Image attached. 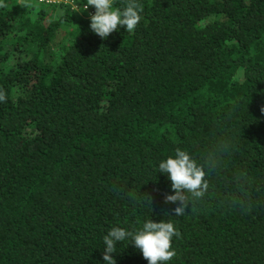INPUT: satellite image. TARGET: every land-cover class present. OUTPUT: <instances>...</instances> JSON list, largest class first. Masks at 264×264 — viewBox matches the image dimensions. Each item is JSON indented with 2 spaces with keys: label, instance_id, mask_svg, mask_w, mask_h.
<instances>
[{
  "label": "trees",
  "instance_id": "1",
  "mask_svg": "<svg viewBox=\"0 0 264 264\" xmlns=\"http://www.w3.org/2000/svg\"><path fill=\"white\" fill-rule=\"evenodd\" d=\"M7 1L0 264H103L110 227L150 218L179 232L169 264H264V0H140L136 28L106 39L87 12ZM222 138L208 193L168 217L157 162ZM113 255L148 264L132 244Z\"/></svg>",
  "mask_w": 264,
  "mask_h": 264
},
{
  "label": "clouds",
  "instance_id": "2",
  "mask_svg": "<svg viewBox=\"0 0 264 264\" xmlns=\"http://www.w3.org/2000/svg\"><path fill=\"white\" fill-rule=\"evenodd\" d=\"M23 1L30 0H18L17 4H22ZM38 2L47 6L63 4L79 12L84 8V13L87 12V16H84L90 17V29L105 39L120 28H124L126 32L133 31L143 12L140 0H127L120 6L115 5L113 0H86L81 7L79 0ZM4 100L5 97L0 95V102ZM230 148V138H222L209 142L198 155L190 149L177 147L174 152L157 162L156 174L163 173L171 182L173 190L172 194L165 196V201L177 204L174 215L168 213V217H183L186 209H191L195 202L205 197L210 188L208 177L222 166L223 158ZM148 202L151 205V197ZM177 236L179 232L170 218L159 222L152 218L145 219L138 227L132 228L110 227L102 236L103 264H117L113 253L125 243L134 245L148 264H169L176 255L173 240Z\"/></svg>",
  "mask_w": 264,
  "mask_h": 264
},
{
  "label": "rangeland",
  "instance_id": "3",
  "mask_svg": "<svg viewBox=\"0 0 264 264\" xmlns=\"http://www.w3.org/2000/svg\"><path fill=\"white\" fill-rule=\"evenodd\" d=\"M82 14H84V8H82V11H80ZM60 36V35H59ZM58 37V36H57ZM59 38V37H58ZM61 38V37H60Z\"/></svg>",
  "mask_w": 264,
  "mask_h": 264
}]
</instances>
